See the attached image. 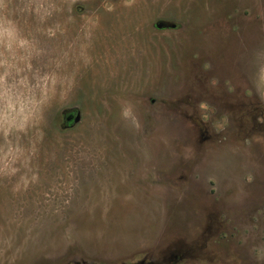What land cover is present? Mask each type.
<instances>
[{"label":"rangeland","instance_id":"374dc122","mask_svg":"<svg viewBox=\"0 0 264 264\" xmlns=\"http://www.w3.org/2000/svg\"><path fill=\"white\" fill-rule=\"evenodd\" d=\"M0 264H264V0H0Z\"/></svg>","mask_w":264,"mask_h":264},{"label":"water","instance_id":"95a60500","mask_svg":"<svg viewBox=\"0 0 264 264\" xmlns=\"http://www.w3.org/2000/svg\"><path fill=\"white\" fill-rule=\"evenodd\" d=\"M155 26L158 29H166V28H174L175 24L165 21V20H158L155 24ZM79 115L76 114L74 111H70L69 113H67V115L65 116V122L68 125H72L75 121L78 120Z\"/></svg>","mask_w":264,"mask_h":264},{"label":"trees","instance_id":"16d2710c","mask_svg":"<svg viewBox=\"0 0 264 264\" xmlns=\"http://www.w3.org/2000/svg\"><path fill=\"white\" fill-rule=\"evenodd\" d=\"M66 126H71V125H68V124L66 123Z\"/></svg>","mask_w":264,"mask_h":264},{"label":"clouds","instance_id":"9594fccd","mask_svg":"<svg viewBox=\"0 0 264 264\" xmlns=\"http://www.w3.org/2000/svg\"><path fill=\"white\" fill-rule=\"evenodd\" d=\"M127 114V113H126Z\"/></svg>","mask_w":264,"mask_h":264}]
</instances>
